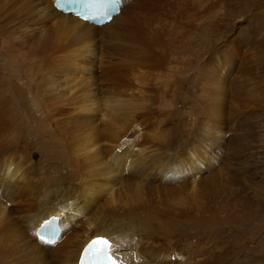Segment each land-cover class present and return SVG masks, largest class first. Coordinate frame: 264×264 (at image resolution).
<instances>
[{
    "label": "rangeland",
    "instance_id": "374dc122",
    "mask_svg": "<svg viewBox=\"0 0 264 264\" xmlns=\"http://www.w3.org/2000/svg\"><path fill=\"white\" fill-rule=\"evenodd\" d=\"M14 1L16 4L13 3ZM30 1L0 0L2 35L0 41L1 38L5 43L9 41L10 43H6L7 47L12 43L7 38L8 30L15 26L16 15H23L26 9L32 8ZM130 1L121 4L119 1L118 10L112 16L117 15L124 6L127 7ZM33 2L34 0L31 1L32 6ZM161 3L164 6V13L152 12L148 16V19L142 23L144 33L142 31L138 33L142 37L139 38L137 33L130 32L131 35L121 34L122 37L113 36L114 39L111 36L102 40L95 38L96 40L86 47L87 51L82 57H79L80 60L87 59L84 60L87 64L86 68L90 66V69L84 67L83 70L76 69V71L71 69L73 68L71 65L65 66V62L62 61L65 55L59 50H51L50 53L48 50L42 51L33 47L34 52L31 49L24 51V49L18 50L13 43L8 48L2 43L4 50L7 49L6 57L10 58L9 61L8 58L6 60L8 67L6 64L0 65V74L11 79V85L19 84L25 95L22 99L18 97L17 91L6 84L7 79L0 77L2 85L0 170L5 169L4 162L7 158L15 163L17 159H21L24 162L21 173L27 177H24L25 180L23 178L24 183L12 181V184L15 183L12 188L24 192L19 197L20 200L6 201L5 207L12 209L10 206L16 207L15 205L22 204L18 202L21 201L22 196V199H25L28 193L36 194L44 179L47 181L54 175L55 170L69 178V182H65V185L69 183L72 188L77 190L81 188L80 177H86V170L89 168L86 163L89 159L76 158L73 153L70 155L77 143L72 142L75 138L71 135L74 134L69 132L75 127L73 122L78 126L77 120H82L80 117L87 120L95 119L96 130L104 131L106 127H102L99 123V117H103L105 107L102 101L105 98L102 96L108 89L115 91L119 89L126 94L125 99L122 97L125 106L127 107V103L130 104L128 97L134 104L131 102L133 106L129 105L121 109L123 110L120 111L121 113L116 112L119 114L117 115L119 118L116 119L120 126L115 119L116 121H111L115 122V125L112 123L113 127L110 129L117 130L122 127V123L125 126L128 124L125 137L128 141H134L131 143L132 147L129 146L126 152H122L124 151L122 149L127 147L123 146L121 149L116 147L115 151L116 153L121 151L122 160L125 161L122 165L124 171L122 175L125 176L123 179L133 177L135 186L130 181L124 183L116 181L117 185L111 190L110 186L106 189L107 185L104 186L102 183L105 190L101 192L97 188L96 196L99 197H96L97 202H91L82 215L76 213V219L69 221L64 230L60 227L53 243L63 240L64 234L71 229L81 226L87 215L98 212V215L110 214L112 217L120 210L142 202V205L144 203L152 209L150 216L152 220L148 221L151 230L149 228L146 233L150 232L158 236L163 247L185 245L180 254H174L172 257L174 261L179 262L178 264H184V258H187L186 264H264V0H161ZM181 11L183 13H180ZM1 23H5L4 27ZM5 26L7 28L3 30ZM153 29L157 30L160 39L157 49L156 47L144 49L146 42L151 41ZM92 49L93 52L89 53ZM45 51L52 56L48 58ZM58 52H61L62 58L56 55ZM200 52L205 53L201 56ZM99 53L105 55L101 64ZM213 57H216L219 65L224 63L223 78L220 75L224 84V92H219L221 95H216L217 89L214 87L201 83L204 78V81L209 80L210 76L212 78L210 77L211 81L208 82H212V79L214 81L219 75L210 68L206 69H209V72L200 70L204 63L209 61L208 65L215 63ZM136 60H138L137 64ZM92 61L95 65L92 64L91 67ZM76 63L81 65L80 61ZM65 67H67L66 71ZM206 74L209 76L206 77ZM46 79L52 80L55 84L56 88L53 91H44L42 95L39 93L35 96L28 94L24 82H40L38 84L41 85L47 81ZM6 86L9 91L4 90ZM67 86H70V90H66ZM61 96L64 97L63 100L60 99ZM84 103H92L93 109L79 112V108H75ZM133 107L138 109L134 110ZM124 109L133 110H127L130 112L127 114ZM124 113L129 118L125 117L126 123ZM121 118H124L123 122ZM204 125H208L211 129ZM53 134L58 136L54 139L51 136ZM53 142L56 147L53 146ZM109 147L105 139L100 140L101 150ZM64 149L66 151L62 152ZM158 154L184 158V164L189 158L193 165L182 166L183 173H178L175 177L171 172L165 175L157 174L154 169H150L152 166L149 164L143 168L140 165V168L137 167L141 174L131 172L132 162L138 164L144 159L146 161L151 158L156 159ZM190 156L193 159H190ZM70 159L71 161L75 159L74 162L76 161L77 164L78 161V164L72 162L73 166L70 164ZM127 161L131 163L125 168L127 165L124 164ZM73 167L79 168L80 171L78 170L79 173L75 171L76 176L74 174L69 177L68 174ZM116 169L118 170L119 167ZM142 173L146 175L144 180H140ZM96 176L91 177L92 182L94 180V183L97 180L99 183L100 180L103 182L101 176ZM134 176L137 177L136 180ZM129 182L132 187L126 186ZM99 183L97 181L96 184ZM77 184L80 188H77ZM136 184H138L137 188ZM169 185L173 186L169 189ZM192 185H195V192L190 191ZM174 186H176L175 192L172 191L175 190ZM138 187L141 192L137 190ZM141 193L144 195L142 196ZM1 196L3 201L4 198ZM109 196H112L113 200ZM137 199L141 200L140 203ZM139 212L141 218L145 216L143 210ZM21 213L12 216L13 219L18 220L16 223L20 221ZM52 216H57L60 220L58 215ZM6 222L2 221L1 225L2 223L5 225ZM8 222L15 225L12 219ZM7 225L5 229L3 226L0 229V264H26L27 255H24L20 240L15 237L17 235L12 230L15 227L10 225L9 228ZM37 227H34V232ZM66 239L68 240V237ZM169 260H166L165 264H169Z\"/></svg>",
    "mask_w": 264,
    "mask_h": 264
},
{
    "label": "bare ground",
    "instance_id": "6f19581e",
    "mask_svg": "<svg viewBox=\"0 0 264 264\" xmlns=\"http://www.w3.org/2000/svg\"><path fill=\"white\" fill-rule=\"evenodd\" d=\"M28 1L29 0H27V2ZM31 1H33V0H31ZM31 1L29 3L31 4L30 7H32V8L29 7L30 9H26L24 11L25 13L23 15H21V14L16 15L15 22H14L15 26H13V27L11 26L12 28L10 30H8V33H7L8 40H10L13 43V45H16L17 46L16 48L18 50L24 49V51H27L28 49L32 50L33 47L35 49L38 48L39 50H42V51L48 50L49 52L51 50H56V51L59 50V51L63 52L65 55V56H63V58L65 57L64 58L65 61L62 60L63 62H65V66L71 65L73 67V68H71L72 70H76V69L79 70V69H82L84 67L85 68L87 67V64L84 61L87 59L80 60V58L85 53V51H87L86 47L90 46V43L92 44L93 40H96L95 38H100L101 40L104 39L105 37L110 38V36H111V38H113V36L116 38V36L120 37L118 35H121V34L124 35V34L130 33V32H134L135 34L136 33L138 34L142 31V23L148 19V16L152 12H160L161 11L162 13H164V11H163L164 6L162 5L161 0H131L128 3L127 7L124 6V8H121L119 10L120 12L118 11L119 13L117 15L111 16V18L104 24H98V23H94V22L84 21L81 18H78L72 14L62 12V11L56 9L53 5V0H34L33 6H32ZM119 1H120V4L123 2H128V0H119ZM116 2L118 5L117 0H116ZM13 3H15V1ZM1 4H2V2H1ZM30 10H32V11H30ZM180 13H183V12L181 11ZM173 15H175V12ZM10 19H9V21H10ZM2 24L3 23H1V25ZM4 25H5V23L2 25V27H4ZM6 26L3 30H5L7 28ZM148 28H150V26ZM155 28H157V27H155ZM144 29H145V27H144ZM153 31H154V33L151 32L152 35L150 36L151 41L146 42V44H145L146 47L144 45V49H147V48L150 49L153 47L155 48L158 45V41L160 40L159 36H158V32H157V30L155 31L154 29H153ZM6 32L4 31V33H6ZM4 33H2V34L4 35ZM131 34L132 33H130V35ZM0 35H1V33H0ZM140 36L142 37V35H139V38H140ZM0 37H2V35ZM121 37H122V35H121ZM7 38H5L6 41H7ZM0 43H1L0 44V62H1L0 65H2V64L5 65L6 60L8 58V56L6 57V53H5V51L7 49L4 50V47H3L4 45L2 43H5V42L2 40V38H1ZM6 43L8 44L10 42L8 41ZM6 43H5V46L7 47ZM12 43L9 44V46L12 45ZM11 47H15V46H11ZM9 49H12V48H9ZM13 49H15V48H13ZM35 49H34V51H35ZM155 49H157V47ZM46 51H45V53H46ZM53 52L55 53V51H53ZM61 52L60 53L58 52V54H56V55H60ZM92 52H93V49L89 50V53H92ZM142 52H143V49H142ZM50 53H52V52H50ZM204 53L205 52H200L199 54L202 56ZM11 54H12V56H14L13 53H11ZM104 54H105V52H104ZM50 56H52V54ZM50 56L48 55V58ZM100 56H101V58L99 59V63L101 64L103 62L102 59L105 58V55H103V53H101ZM60 57H61V55H60ZM141 57H142V55H141ZM143 57H145V56H143ZM9 58H8V61H9ZM11 58H13V57H11ZM213 58L216 60L215 63H211L209 65H208V63H210V61L208 63H204L200 67V70L202 72H205V71L209 72L208 71L209 69L208 70H206V69L210 68L212 71H215L219 75H218L217 79L215 78L216 80L214 79L215 82L213 81V79H212V82H208V81H211L210 80L211 76L208 77L209 75L206 74V77H208L209 80L204 81L205 80V78H204V80L201 83L204 82L203 84H206L209 87L211 86V87H214L215 89H217L218 92L217 91L215 92L217 95V94H220L221 92H224V87H223L224 84H223V79H222L223 78L222 67L224 66V63L219 65L216 57H213ZM79 61L81 62V65H77L76 62H79ZM93 61H94V59H93ZM93 61L91 62V64L88 63V65L90 64L92 67V64H94ZM137 61L138 60H136V64H137ZM7 65L8 64H6V66ZM141 65H142V63H141ZM216 65H218V66H216ZM214 66L217 68L215 69ZM75 67H77V68H75ZM137 67H139V66H137ZM66 68L67 67H65V69H64L65 71H66ZM88 68L90 69V66ZM88 68H86V69H88ZM82 70H81V72H82ZM203 74L205 75V73H203ZM74 75H75V73H74ZM220 75L222 76V78ZM0 77H2L3 79L5 78L3 74L2 75L0 74ZM5 79H7L6 84L8 83L9 87L12 86L14 88L13 90L17 91L16 95L22 99L23 95H25V93L24 92H23L24 94L22 93L23 89L21 88V86L19 84H16V83H13L11 85L10 84V83H12L11 79H9V78H5ZM27 83L28 82H24V86L26 87V89H28L27 90L28 94L34 95V96L38 95L39 93H41L40 95H42V92H44V91L50 92L56 88V86L52 80H47L44 84H41V85L38 84L40 82L37 83L34 81H31L28 84ZM38 85H39V87H38ZM198 85H202V84H198ZM1 86L2 85L0 84V89H1ZM68 89L70 90V86H67L66 90H68ZM4 90L5 91L8 90V87L7 86H6V88L4 87ZM13 90H12V92H13ZM108 90H106L104 95L102 96L105 98V100H102V101H104L103 103H104L105 107H104V111H103L104 112L103 117H101V118L99 117V121H100L99 123L102 124V127L103 126L106 127V128H104V131L98 132L96 130L97 125L94 124L96 122L95 119H89L88 118V120H87V118H83V117L81 118L80 116L79 117L82 120H79L77 118L78 119L77 122L78 121L80 122V123L78 122V126H77L76 122L75 123L73 122V124H75L74 125L75 127L71 131H70V129H68L70 131L69 132L70 134H74V135H71L72 138H75L74 140L71 139L72 142L77 143L76 145H74L75 147H73V149L71 150L70 155L73 153V156H75L76 158L82 157V159H85V160L89 159L88 162L86 163L89 168H88V170H86L87 168H85L86 177H84V178L80 177L79 183H81V186H80L81 188L77 184V188L78 187L80 188L79 190L70 187L71 185L69 183H68V185H65V182H67L69 180V178L67 176H63L62 174H60L58 172V170H55L54 175L51 176L49 179L47 178L48 179L47 181H46V179H44L45 180L44 183L42 184L41 188L38 189L36 194L33 192L28 193L27 196H25V194H24L25 199H22V197H23L22 196L21 201H18L19 203L21 202L22 204H20V205L18 204L19 206L15 205L16 207L10 206L12 209L7 208V207H5L6 201L15 200V199H16L15 201L20 200L19 197L21 196V194L24 191L22 192L18 188H12V187L15 185V183H20V181H23V178L26 175L23 176L24 174L22 175V173H21L22 172L21 169L23 167L22 163H24V162H22L21 159H17L16 160L17 162L15 163L14 161H12L11 159H8L6 157L7 159L4 162L5 163V169L0 170V195H2L1 197L4 198L3 201H1L2 198H0V221L1 222L4 221V223H5V221L8 222L12 219V223L15 221V223H13L15 225H11V223L9 224V222H8L9 225H7V222L5 225H4V223H2L3 225H1V222H0V225H1L0 229H2V226L5 229L6 225L8 227L10 225L15 227V229H12V230H14L15 235H17L15 237H17L20 240V245H21L20 247L24 250V252H25L24 255L25 256L27 255V258H28L27 261L28 262L26 261L27 262L26 264H77V259H78L79 252H80L82 246L89 239L96 237V236H103V237L109 239V242L111 244H115L118 246L116 249L113 250L114 257L116 258L118 264H165L166 260H169V259H170L169 264H178L179 263L177 261H174L172 257L174 254H180V252H182L181 249H183L185 247V245L183 244V246H171V247H168L166 245L163 247L162 244L159 242L158 236L152 235V233H150V232L146 233V231L149 228L151 230V227H150V224L148 223V221L152 220V219H150L152 209L149 208L150 206L147 207V205H144V203L142 205L141 204L142 202L141 203L139 202V201L143 200L141 198V196H140L141 200H138L140 198L137 199L140 204H136V202H135L136 206L132 205L131 207L124 208L120 211L118 209L117 211H119V212H118V214L117 213L115 214L116 216L112 215V217H111L110 214H109L110 215L109 216V215L102 214V213H101L102 215H100V214L98 215V212H97V214L85 216L86 218H85V221H83L84 223L82 224L80 222L84 226L81 225V226H78L76 228L71 229L67 234H64L63 240L59 241L58 243L54 244L53 243L54 240H53V242H52L53 246L51 245L52 243H46L44 241H40L35 236L34 227L39 226L41 222L47 220L48 218H50V216H52L54 214L58 215L60 218V220H57V224H56L58 227V230H60V227H61V229L64 230L65 227H67L69 221L76 219L75 218L76 213H79V216H80V214L82 215L83 212L85 211V209L87 207L89 208V205L91 202H97L96 201V197H98V196H96L97 188L100 189V191L103 189L105 190V188H103L102 183H104V186L107 185L106 189L108 188V186H110L111 190H112L113 186L117 185L116 181H118V183L119 182L124 183V182H128V181L133 183V181H134V180H132L133 177L131 179L130 178L123 179L124 175H122V172H124V171H123L122 165L125 161L122 160V155H121L122 152H126V150L129 148V146H131V143L133 141V140L128 141V138L125 137L126 136V134H125L126 133V126H128V124H126V126H125L122 123L124 118L128 116L127 114H130V112H128V111H130L131 109L130 110L127 109L128 111L126 109H124V112L126 111L127 114L124 113V115H123L124 118L123 119L121 118L122 122H119L120 124L122 123V127H120V129H117V130H113L114 128L110 129V127H113L112 123L115 125V122H111V121H114L116 118L117 119L119 118V117H117V115L119 116V114H116V112L118 113V111L119 112L123 111L121 109L126 107L125 106L126 103L124 100L125 99L124 95L126 96V94L124 91H119V89L116 91H115V89L114 90L108 89ZM121 90H123V89H121ZM124 90H126V89H124ZM5 91H4V93H5ZM1 92H3V91H1ZM127 96H130V95L127 94ZM213 96H215V95H213ZM3 97L4 96H2V98ZM122 97H124V99ZM60 99L63 100L64 97L61 96ZM127 99H129V102H130V104L127 103L128 104L127 107L129 105L134 104L132 102V100H130L129 97ZM210 99H212V98L210 97ZM88 102H90V101H88ZM131 102H132V104H131ZM96 103H97V101H96ZM91 104L92 103H90V104H85V103L79 104V105L75 106V108L76 109L79 108L78 109L79 112L80 111L81 112L82 111L87 112V111L93 109ZM137 104L139 105V103H137ZM135 105H134V107H135ZM87 106H89V107H87ZM139 106H141V104ZM134 107H133V109H134ZM136 109H138V107ZM136 109H134V110H136ZM100 112H102V110ZM122 114H120V116ZM131 115H130V117H132ZM126 121L127 120L125 118V123H126ZM130 122H131V118H130ZM117 124H118V120H117ZM207 124H209V123H207ZM209 126H211V125H209ZM216 126H215V128H217ZM204 127H208V125L207 126L204 125ZM43 129H45V128H43ZM55 129H57V128H55ZM105 129H107V130H105ZM208 129H211V128L208 127ZM112 130H113V132H112ZM35 131H37V130H35ZM109 131H111L112 133ZM54 132H56V131H54ZM51 133H52V131H51ZM51 136L54 138V137L58 136V134L56 136L54 134ZM59 138L61 139V137H59ZM67 138L70 139V137H67ZM49 139H50V137H49ZM101 139H105L107 141L108 145L110 146L108 149H106V150L100 149V140ZM50 142H51V140H50ZM54 143L55 142H53V146L55 145L54 147H56V144H54ZM123 146H124V148L125 147H127V148L122 149L124 151H122V152L120 151V153H116V151H115L116 147H119L117 149H121V148H123ZM58 148H60L59 145H58ZM65 151L66 150L64 149L62 152H65ZM158 151H159V148H158ZM66 154H67V152H66ZM68 154H69V151H68ZM151 157H154V156H151ZM65 159H67V156ZM190 159H193V157L190 156ZM68 160H69V157H68ZM74 160L71 161V159H70L71 163L70 162L69 163L72 164V162H74ZM80 161H81V158H80ZM186 161L187 162L184 164V158L180 159L178 156L174 158L172 156H164V155L158 154V155H156V159L151 158L147 161L144 159L142 162L140 161L138 164H136L135 162L134 163L132 162L133 168H132L131 172H133V173L136 172L137 174H141V171L139 169L137 170V167L140 165L143 168L149 164V166L150 165L152 166L151 168L150 167L149 168L154 169L157 174L165 175L166 173L171 172L173 177H175L176 175H178V173L182 172L181 171L183 169L182 166L183 167H185V166L191 167L193 165L192 160H189V158H187ZM75 162H74V164H76ZM130 163H131L130 161H127L124 164V165H127V166H125V168L129 167ZM25 164H26V162H25ZM77 164H78V161H77ZM79 165H80V163H79ZM140 166H139V168H140ZM8 167H9V169H8ZM117 167H119L118 170L116 169ZM80 168H81V166H80ZM11 169H12V171H11ZM28 170H29V168H28ZM28 170H26V171H28ZM78 170H79V168L73 167L71 169L70 173L68 174L69 177L73 176L75 174V171L78 172ZM137 174H136V176H137ZM76 175L77 174H75L74 176H76ZM96 175L98 177H100V176L102 177L103 182L100 180L101 184L99 183V180H97L99 184H96L97 181H96V183H94L95 180H94V182H92L91 177H94ZM136 176H134V178ZM144 176H146V175H143V173H142V175H140V180H144L145 179ZM137 177L135 178V180L137 179ZM25 178H27V177H25ZM25 178H24V180H25ZM40 178H41V176H40ZM71 179H73V178H71ZM13 180H15L14 184H12ZM192 182H194V181H192ZM23 183H24V181H23ZM129 183L128 184L125 183L126 186L132 185L131 183L130 184ZM140 184H142V183H140ZM195 184H197V183H195ZM137 185L138 184H136V188H137ZM133 186H135L134 183H133ZM170 186H173V185H169V187H168L169 189H170ZM32 187H34V186H32ZM123 187H124V189L126 188L124 185H123ZM123 187H122V189H123ZM128 187H127V190H128ZM175 187L176 186H174V188ZM184 187H182V188H184ZM188 187H190V186H188ZM165 188L166 187H163V189H165ZM139 189L140 188L138 187L137 190H139ZM108 190H110V188ZM166 190H167V188H166ZM177 190H179V188ZM194 190H195V185H192L190 191H194ZM34 191L36 192V190H34ZM103 191H101V192H103ZM172 191L175 192L176 188H175V190H172ZM115 192H117V191L115 190ZM109 194H111V193H109ZM118 194H120L119 196H121L120 192ZM172 194H174V193H172ZM176 194H177V192H176ZM128 195H129V192H128ZM138 195H140L139 192H138ZM141 195H142V193H141ZM109 197L111 199L112 196H109ZM106 198H108V197H106ZM114 198H116V197L114 196ZM111 200H113V198ZM117 200H118V197L115 201L117 202ZM119 200H121L120 197H119ZM14 203H17V202H14ZM139 210H141V211L143 210L142 213H144V215H145V216L143 215L144 217L141 218V216H140L141 213L139 212ZM70 211H72V212H70ZM17 213L22 214L20 217V221L18 222L19 224L16 223L18 220L16 221L15 219L12 218V216L14 214H17ZM18 217H15V218L17 219ZM59 221H60V223H59ZM30 225H31V228H29ZM9 228H11V227H9ZM4 229H3V231H4ZM53 233H55V235H56L57 234L56 230H53ZM2 234H3V232H2ZM5 235H6V233H5ZM8 235H10V233H8ZM67 237H68V240L66 239ZM66 240L68 241V243L66 242ZM18 246H19V243H18ZM186 259L187 258H184L185 262L187 261ZM185 262H184V264L188 263V262H186V263ZM189 263H190V260H189Z\"/></svg>",
    "mask_w": 264,
    "mask_h": 264
},
{
    "label": "snow or ice",
    "instance_id": "6c2138e0",
    "mask_svg": "<svg viewBox=\"0 0 264 264\" xmlns=\"http://www.w3.org/2000/svg\"><path fill=\"white\" fill-rule=\"evenodd\" d=\"M78 2H80V0H63V3L67 6H71ZM47 242L52 243L53 241L49 240ZM96 245H100V247L96 250L97 252L96 258L98 260L104 262V264H118L117 260L113 258L114 256L113 250L118 247L117 245L111 244L109 242V239L100 236L95 238L89 243V245L85 249V252H88Z\"/></svg>",
    "mask_w": 264,
    "mask_h": 264
}]
</instances>
